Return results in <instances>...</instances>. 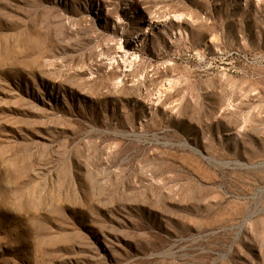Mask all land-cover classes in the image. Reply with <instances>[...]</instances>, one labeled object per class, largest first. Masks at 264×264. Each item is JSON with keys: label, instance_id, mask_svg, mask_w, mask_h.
<instances>
[{"label": "rangeland", "instance_id": "rangeland-1", "mask_svg": "<svg viewBox=\"0 0 264 264\" xmlns=\"http://www.w3.org/2000/svg\"><path fill=\"white\" fill-rule=\"evenodd\" d=\"M0 264H264V0H0Z\"/></svg>", "mask_w": 264, "mask_h": 264}]
</instances>
